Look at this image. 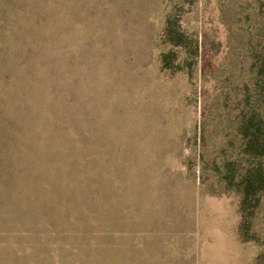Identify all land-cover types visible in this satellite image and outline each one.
<instances>
[{
	"label": "rangeland",
	"instance_id": "obj_1",
	"mask_svg": "<svg viewBox=\"0 0 264 264\" xmlns=\"http://www.w3.org/2000/svg\"><path fill=\"white\" fill-rule=\"evenodd\" d=\"M0 264H264V0H0Z\"/></svg>",
	"mask_w": 264,
	"mask_h": 264
},
{
	"label": "trees",
	"instance_id": "obj_2",
	"mask_svg": "<svg viewBox=\"0 0 264 264\" xmlns=\"http://www.w3.org/2000/svg\"><path fill=\"white\" fill-rule=\"evenodd\" d=\"M252 173H253V176L254 177H256V178H261V177H263L262 175V172H261V170L259 169V168H257V169H254L253 171H252ZM249 179H251L250 177H249Z\"/></svg>",
	"mask_w": 264,
	"mask_h": 264
}]
</instances>
